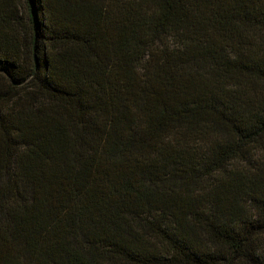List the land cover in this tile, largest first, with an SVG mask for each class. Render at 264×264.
I'll return each instance as SVG.
<instances>
[{
    "label": "trees",
    "instance_id": "trees-1",
    "mask_svg": "<svg viewBox=\"0 0 264 264\" xmlns=\"http://www.w3.org/2000/svg\"><path fill=\"white\" fill-rule=\"evenodd\" d=\"M0 264H264V0H0Z\"/></svg>",
    "mask_w": 264,
    "mask_h": 264
}]
</instances>
